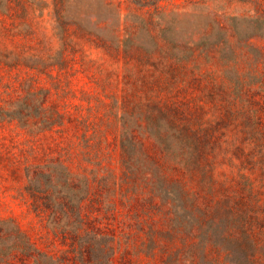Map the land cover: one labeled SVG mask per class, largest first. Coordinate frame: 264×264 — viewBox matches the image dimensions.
<instances>
[{"label": "rangeland", "instance_id": "374dc122", "mask_svg": "<svg viewBox=\"0 0 264 264\" xmlns=\"http://www.w3.org/2000/svg\"><path fill=\"white\" fill-rule=\"evenodd\" d=\"M27 88L0 116V264H264V5L0 0V104Z\"/></svg>", "mask_w": 264, "mask_h": 264}, {"label": "trees", "instance_id": "16d2710c", "mask_svg": "<svg viewBox=\"0 0 264 264\" xmlns=\"http://www.w3.org/2000/svg\"><path fill=\"white\" fill-rule=\"evenodd\" d=\"M134 2L136 3H141V0H133ZM243 1H254L256 3H260L262 5H264V0H243ZM35 97V93L33 92V90H31L30 88H27L26 92L24 93H21V96H19L18 100H14L13 101V105L14 107H10V108H6L4 105H1L0 104V116H4L7 115L9 116L10 118H22L24 117V111H30V109H32L33 107V104H32V101ZM15 103V104H14ZM185 104H182V106H184ZM172 110H175L177 112H182L183 110L181 108H179V106ZM61 114H57L56 116H50L47 117V122L43 125V127H47V128H50L52 127L53 125H55L56 123H62L61 121ZM125 150V148H124ZM125 157V155H123ZM131 177V176H130ZM180 191H181V194L182 192H184V188L180 187ZM170 190H168V193L166 192V190L164 188H157V187H154L152 189H150L148 195L146 196L147 198L144 199V201L147 203L149 201H153L154 199L157 198V196H159L161 198V202H158V204L160 205V207H162V202H166L168 201V199H174V197L170 196ZM181 197V195H180ZM141 200H136L135 202L138 203L140 202ZM172 205H176V202L173 201L172 202ZM167 223L169 224L170 226V230H168L167 232L165 231V234L167 236H173V234L175 233L176 229H177V213H175L174 217H172L171 219L167 220ZM131 225V224H130ZM74 239H78L77 236H75V234L73 235ZM90 240H93V239H90ZM79 257H78V260L81 262V263H90L91 262V259H90V256L94 253V248L93 246L89 245V244H86V242L84 240H81L79 241ZM97 249V248H95ZM146 253H150V252H147L145 251ZM111 254V253H110ZM110 256V255H109ZM108 257V255H107ZM173 255L170 256V258H166V264H168L169 260L170 259H173ZM108 259V258H107Z\"/></svg>", "mask_w": 264, "mask_h": 264}]
</instances>
